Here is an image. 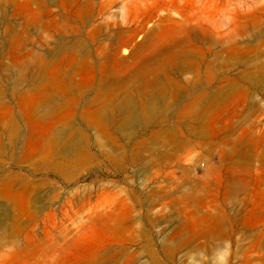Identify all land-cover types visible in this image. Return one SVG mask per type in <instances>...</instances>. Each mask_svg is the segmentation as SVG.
Returning <instances> with one entry per match:
<instances>
[{"label":"rangeland","instance_id":"374dc122","mask_svg":"<svg viewBox=\"0 0 264 264\" xmlns=\"http://www.w3.org/2000/svg\"><path fill=\"white\" fill-rule=\"evenodd\" d=\"M0 264H264V0H0Z\"/></svg>","mask_w":264,"mask_h":264}]
</instances>
